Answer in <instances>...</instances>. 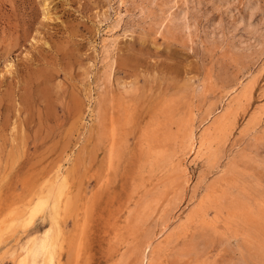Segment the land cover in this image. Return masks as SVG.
Returning a JSON list of instances; mask_svg holds the SVG:
<instances>
[{"label": "rangeland", "instance_id": "rangeland-1", "mask_svg": "<svg viewBox=\"0 0 264 264\" xmlns=\"http://www.w3.org/2000/svg\"><path fill=\"white\" fill-rule=\"evenodd\" d=\"M141 263L264 264V0H0V264Z\"/></svg>", "mask_w": 264, "mask_h": 264}, {"label": "bare ground", "instance_id": "bare-ground-1", "mask_svg": "<svg viewBox=\"0 0 264 264\" xmlns=\"http://www.w3.org/2000/svg\"><path fill=\"white\" fill-rule=\"evenodd\" d=\"M245 26H246V30H247V31H249V30H252V31H253V29H254V28H253L248 22L246 23ZM185 27H186V26H185ZM253 32H255V31H253ZM34 213H35V212H34ZM26 220H27V219H26ZM28 222H29V221H28ZM30 222H31V221H30ZM25 225H26V224H25ZM145 248H146V247H145ZM144 258H145V257H144ZM143 261H145V260H143ZM142 263H143V262H142ZM142 263H141V264H142Z\"/></svg>", "mask_w": 264, "mask_h": 264}]
</instances>
